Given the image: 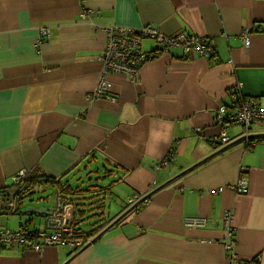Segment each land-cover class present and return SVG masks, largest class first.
I'll return each instance as SVG.
<instances>
[{
    "label": "crops",
    "instance_id": "obj_1",
    "mask_svg": "<svg viewBox=\"0 0 264 264\" xmlns=\"http://www.w3.org/2000/svg\"><path fill=\"white\" fill-rule=\"evenodd\" d=\"M111 26L208 38L212 53L170 49L135 79L107 75L110 92L94 96ZM40 27L50 34L38 44ZM236 88L264 109V0H0V226L45 230L52 206L39 193L59 186L44 178L97 187L62 194L84 246L3 248L0 264H264V125L251 127L248 149L240 125L215 118L233 112ZM21 169L33 184L14 199ZM100 169L105 183L76 178ZM240 177L248 189L236 194Z\"/></svg>",
    "mask_w": 264,
    "mask_h": 264
},
{
    "label": "built area",
    "instance_id": "obj_2",
    "mask_svg": "<svg viewBox=\"0 0 264 264\" xmlns=\"http://www.w3.org/2000/svg\"><path fill=\"white\" fill-rule=\"evenodd\" d=\"M49 34V28L40 27L37 43H43L49 37ZM243 39L245 47H248V37L244 35ZM145 40L151 41L153 44V49L149 52H144L141 49L142 42ZM174 48H180L187 59H192L196 55L207 58L212 53V42L208 38L186 36L184 34L165 35L151 26H144L139 29L120 26L108 27L105 29V47L100 58L103 67L102 73L93 95L100 96L110 92L111 84L106 80L107 75L120 73L130 79H135L146 63L158 59ZM231 98L234 105L233 112L227 114L224 108H220L215 116L216 122L220 126H225L228 123L240 125L246 147L249 149L254 145V142L249 138V131L255 125H264V109L259 108L254 99L242 97L239 88L233 91ZM215 142L219 145H226L229 142L226 132L223 131ZM12 182L18 195H22L31 189L26 170L17 171L12 177ZM231 189L236 194L246 193L248 189L246 179L240 177ZM221 190L222 188L218 189V191ZM134 202L130 201L132 204ZM65 205V200L56 193L43 231L29 229L11 231L0 226V250L23 247L34 252H40L44 247L56 244L66 246L74 251L80 249L88 240L81 237L75 228L65 225ZM7 206L10 212L14 211L15 201L9 200ZM187 222L190 226H197L204 221L202 219H188ZM231 222L232 214L227 211L223 214L222 223L229 239V244L225 246L228 251L232 248L233 228ZM232 257L234 258V256ZM257 262V258H255L254 261H249L248 264H256Z\"/></svg>",
    "mask_w": 264,
    "mask_h": 264
},
{
    "label": "rangeland",
    "instance_id": "obj_3",
    "mask_svg": "<svg viewBox=\"0 0 264 264\" xmlns=\"http://www.w3.org/2000/svg\"><path fill=\"white\" fill-rule=\"evenodd\" d=\"M94 168V167H93ZM94 171V170H93ZM86 173H81V174H79V176L78 175H76V178L77 177H79V178H81L82 180H84V181H87V179L88 178H91L92 179V181L91 182H93V183H96V182H98V183H100V182H102V183H105V182H107V180H108V178L107 177H105L104 179L102 178L103 177V174H102V172H101V169L99 170V172L98 173H96V172H94V173H90V175H89V177H87L86 178V176L87 175H85ZM97 174V175H96ZM96 178H99L98 180H96ZM109 182V181H108ZM86 183V182H85ZM40 194V196H42V198L44 199V203L46 204V205H48L49 207H51V206H53V200H54V195H55V192L54 191H51V189H48V191L47 192H44V193H39ZM36 195V194H35ZM122 198V197H121ZM117 199V197L116 196H112V201H114V200H116ZM121 200H123V201H125V199L123 198V199H121ZM108 199L106 200V203H105V216H107V214H108V210H107V207H108ZM109 204H111V207H113V205H112V202L111 203H109ZM112 211V210H111ZM112 214H113V212H111V216H112ZM83 231H88L89 229L87 228V227H85V226H83Z\"/></svg>",
    "mask_w": 264,
    "mask_h": 264
},
{
    "label": "trees",
    "instance_id": "obj_4",
    "mask_svg": "<svg viewBox=\"0 0 264 264\" xmlns=\"http://www.w3.org/2000/svg\"><path fill=\"white\" fill-rule=\"evenodd\" d=\"M45 183H51V184H57L59 186V189H58V194L65 200V198L63 197V193H67V191L69 190L70 194L71 193H77V194H80L81 192H92L94 191V188H97L95 186H90L86 189H79V188H71L70 186H63L60 184L59 181H56L52 178H44L43 180ZM28 183L29 185L31 186L33 184V181L31 178L28 177ZM93 190V191H92ZM29 192V190L27 191ZM62 192V193H61ZM20 195L16 194L15 197L18 198ZM11 213H15V211H12Z\"/></svg>",
    "mask_w": 264,
    "mask_h": 264
},
{
    "label": "water",
    "instance_id": "obj_5",
    "mask_svg": "<svg viewBox=\"0 0 264 264\" xmlns=\"http://www.w3.org/2000/svg\"><path fill=\"white\" fill-rule=\"evenodd\" d=\"M249 137H250V136H249ZM241 140H243V138H241V139L235 141L234 143H237V142H239V141H241ZM234 143H232V144H234ZM41 210H44V209H41ZM28 212H31V213H37V212H40V210H35L34 208L30 207L29 209L26 210L25 213H28Z\"/></svg>",
    "mask_w": 264,
    "mask_h": 264
}]
</instances>
